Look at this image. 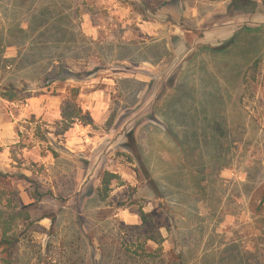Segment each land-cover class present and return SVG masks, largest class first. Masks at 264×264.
I'll use <instances>...</instances> for the list:
<instances>
[{
  "label": "rangeland",
  "instance_id": "1",
  "mask_svg": "<svg viewBox=\"0 0 264 264\" xmlns=\"http://www.w3.org/2000/svg\"><path fill=\"white\" fill-rule=\"evenodd\" d=\"M0 134V264H264V0H0Z\"/></svg>",
  "mask_w": 264,
  "mask_h": 264
},
{
  "label": "trees",
  "instance_id": "2",
  "mask_svg": "<svg viewBox=\"0 0 264 264\" xmlns=\"http://www.w3.org/2000/svg\"><path fill=\"white\" fill-rule=\"evenodd\" d=\"M234 2H236V0H232ZM257 62L255 61L252 65V68L254 69L256 67ZM71 97L67 100H65L62 103L61 106V123L63 125V129L66 131L68 130L70 127H72V125L80 123L83 125H88L92 123V120L88 114V112H84L83 109L77 104L75 98L78 95V92L76 89H72L71 90ZM12 90H9L8 92V99H13L12 96H10V94L12 93ZM115 177L113 174L111 173H105L104 177H103V181L102 183L105 186V190L108 189V185L110 184L111 178ZM146 215L145 213H141V219L143 221H146ZM12 237H8L6 236L5 238H3V240H1V243H5V244H9L11 243ZM181 264V262L179 263Z\"/></svg>",
  "mask_w": 264,
  "mask_h": 264
},
{
  "label": "crops",
  "instance_id": "3",
  "mask_svg": "<svg viewBox=\"0 0 264 264\" xmlns=\"http://www.w3.org/2000/svg\"><path fill=\"white\" fill-rule=\"evenodd\" d=\"M0 139H1V134H0ZM1 141H2V139H1ZM3 144H4V143L2 142V144H0V146H3Z\"/></svg>",
  "mask_w": 264,
  "mask_h": 264
}]
</instances>
